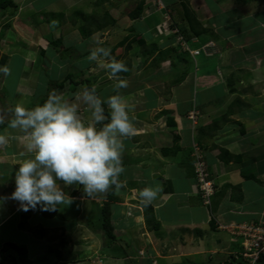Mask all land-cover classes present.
Wrapping results in <instances>:
<instances>
[{"label": "crops", "instance_id": "1", "mask_svg": "<svg viewBox=\"0 0 264 264\" xmlns=\"http://www.w3.org/2000/svg\"><path fill=\"white\" fill-rule=\"evenodd\" d=\"M13 1L18 6L16 13L25 11L26 6ZM53 1L37 0L31 5L36 7L37 2L36 11L42 13L49 10ZM162 1L163 8L154 0L146 2L142 14L132 19L131 26L143 42L161 49L154 52L152 46L143 50L134 45L129 47L131 64L125 62L129 70L120 75L127 81L124 88L115 89L114 81L101 68V72L93 73L95 63L88 59L79 65L80 70L73 77L83 78L78 83L68 81L61 89L53 85L65 76L69 65L64 53L50 45V40L61 37L63 48L73 47L77 54L88 57V47L80 48L86 37H81L77 28L72 36L50 31L44 40L40 38L36 51L22 47L0 51V65L10 68L7 76L0 73V115L7 121L11 116L9 108L17 103L30 108L37 103L36 98L46 99L53 90L70 101L82 86L95 87L102 98L118 91L133 105L130 115L134 117L136 135L122 138L123 184L109 188L116 243L143 246L138 238L140 231L147 235L145 243L153 244L152 240H158L159 235L152 234L162 230L172 244L185 247L178 259L208 263L218 258L216 264H229L220 258L240 249V238L231 233L234 226L264 222V43H260L264 32L255 30L264 21L254 18L264 7L254 5L258 0H212L214 7L211 0H189L200 24L207 28L203 34L189 38L190 48L209 39L215 44L210 48L211 55L192 56L176 48L178 43L172 30L186 27L181 14L183 0ZM162 12L167 13L172 24L162 17ZM162 22L167 27L166 36L156 31ZM252 37L257 41L256 48L252 47ZM166 47L170 51L158 59V51ZM115 51H122V47H116ZM4 99L12 101L11 106ZM105 113L109 114L107 105ZM80 115L82 119L89 118L85 106H81ZM6 121L0 124V135L7 138L5 144H0V195L10 197L20 153L25 152L26 135L9 128ZM193 142L200 145L214 183L209 205L203 204L197 192L191 156ZM61 186L71 203L51 215L32 210L26 221L49 228L51 236L61 232L62 237H67L63 247L70 240L60 252L65 263L77 262L78 256L91 257L87 260L90 264H122L137 258L130 250L120 256L112 253L110 247L114 242L107 245L97 219L94 225L90 221L91 213L99 214L109 189L89 196L82 186H64L62 182ZM145 186L159 189L150 203L160 222L156 229H148L144 223L139 191ZM21 213L15 200L7 199L0 204V261L1 251L4 255H15L12 247L2 248L7 243L24 245L32 264L55 261L59 254L47 250L46 238H37L19 228ZM85 220L89 223H84ZM94 238L100 240L99 247L93 244ZM159 256L164 261L175 259L169 251ZM254 264H264V254Z\"/></svg>", "mask_w": 264, "mask_h": 264}, {"label": "clouds", "instance_id": "2", "mask_svg": "<svg viewBox=\"0 0 264 264\" xmlns=\"http://www.w3.org/2000/svg\"><path fill=\"white\" fill-rule=\"evenodd\" d=\"M87 59L105 71L108 79L114 81L115 89L127 87V81L120 77V73L129 70L127 65L112 57L110 48L102 42L98 41L89 50ZM0 73L7 76L10 68L0 65ZM81 106L88 110L87 120L81 118ZM132 109L133 105L118 91L102 98L95 87L88 86L78 89L71 101L53 90L43 103L30 108L17 103L9 108L11 116L6 121L0 115V124L6 121L9 128L19 129L26 135V143L15 170L14 190L10 197L0 195V204L12 199L22 211L38 207L42 211H56L71 203L61 182L64 186H82L89 196L112 186L121 187L120 177L125 171L122 138L136 135L134 117L130 115ZM6 139L0 135V144H5ZM158 191L145 186L139 191V197L149 204Z\"/></svg>", "mask_w": 264, "mask_h": 264}, {"label": "rangeland", "instance_id": "3", "mask_svg": "<svg viewBox=\"0 0 264 264\" xmlns=\"http://www.w3.org/2000/svg\"><path fill=\"white\" fill-rule=\"evenodd\" d=\"M18 1L20 2L19 5L23 4L24 6H26L25 7L26 9H24L25 11L21 10L20 12L10 16V14H9L10 8L9 7L4 9V10L0 9V51L1 52L3 50H7V49H11V50L16 49L17 47H22L25 50L31 49V52L33 50L36 51L37 47H38L37 44L41 40L40 38L43 37V40H44L47 36H49L50 31L58 30L62 35L66 34V35L72 36V34L73 35L76 34L75 28L78 24H81L83 21L88 23V21H90V19H92L93 16L99 17L105 11H107L115 19V22L113 24H108L107 26H105L99 30L93 31L89 36L86 37V39L84 38V41H82V43L80 44L81 49L86 45V48L88 47L87 50H90L91 48H93L97 45L98 41L102 42L103 46L111 49V47L113 45H115L117 42L123 41V44L119 45L122 47V51H120V52L119 51H115V52L113 51L111 53V55L116 60L122 61L124 63L127 62L129 64H131V60H130V57H128L129 54H128L127 50L129 49V47H132V45L137 46V48L141 49V50L148 48V47L150 48L152 46L151 49L154 52H155V50L161 49V48H156L154 44L147 45L145 42H143V43L141 42L142 37H140L139 34L136 33V30L131 26L132 18L128 15V11L131 10L132 8H134L135 6H137L140 1L143 2L142 8L144 9L146 2H151V0H54L51 4V7L49 8V10H47V12L43 11L42 13L41 12L38 13L36 11L38 8L37 2L34 4L37 8L34 7L33 5H31V3H33L34 1H37V0H16V2H18ZM184 1H186L188 3V6L192 10L194 9L193 6L191 4H189V2H188L189 0L181 1L180 2L181 7H182ZM154 2L157 5V3H156L157 0H154ZM210 3L214 7L212 0ZM162 4H164L163 1H162ZM254 5L257 8L264 7V0H258ZM17 8H18V6H17ZM75 9H78L79 11H81L82 14L80 15V14L72 13V11ZM166 9L168 12L169 11L168 8H166ZM198 9L199 8H197V10ZM56 14H60V15L56 16ZM162 14H163L162 17L164 19H166L167 22H169V19H167L168 18L167 13L162 12ZM181 14L183 16V8H182ZM255 17L257 19L259 18L260 20L263 19L262 21H264V11L263 12H260V11L257 12L254 15V18ZM74 21H75V23H74ZM44 22L49 23V24L53 23L54 26L53 27H46V26H48V24H46ZM184 22L187 25V22L185 19H184ZM252 22H253V24H255L254 19L252 20ZM179 24H181V23L179 22ZM38 25H41V27L39 30H36L35 28ZM162 26H164L163 22L161 24H159L158 30H156L157 34L160 33L163 36H166L167 33H166L165 29L167 27L166 26L162 27ZM255 30L256 31L261 30L264 32V24H263V26L256 27ZM8 33H9V36H5ZM139 39H141V40H139ZM252 39L254 41L252 47L256 48L257 47V45H256L257 41L255 40V37H252ZM205 42H213V41L209 39V40H206ZM260 43L261 44L264 43V40L260 41ZM127 44H129L130 46L126 47ZM173 45H174V43H173ZM199 46H197V47H199ZM214 46H215V44H214ZM214 46H212V47L214 48ZM166 48H168V47H166ZM166 48H164V49H166ZM176 48L179 51H185L180 46H178ZM73 50H76V49H73V47H70V50H67V52L64 54V57L67 58L68 65H69V66H67L66 72H70L71 75L74 77L78 73V71L80 70L79 65L87 62V57L83 53L77 54V52L73 51ZM192 56H194V55H192ZM153 61H154V58H153ZM92 62L95 63L94 61H92ZM95 64H92L96 67L95 70L92 72L98 73L100 71L99 70L100 67H98V65H95ZM101 71H104V70H101ZM104 75H106L105 72H104ZM40 97L36 98L34 101L38 100ZM4 100H6V99H4ZM4 103L6 105L11 106L12 101H9V99H8ZM90 221H91V223H93L94 221L96 223V217H95L94 213L90 214ZM84 223L88 224L89 222H86V220H85ZM93 225H94V223H93ZM97 226L99 227V223ZM49 231H51V230H49ZM143 231H145V230H143ZM56 232L59 233L60 231H56ZM155 232L156 233L152 234V236L155 237V235H159V237H158V240L157 239L152 240L153 244L145 243V241L147 242V240H145L147 235L144 232L141 233L139 231L138 238H139V241L141 243H143V246L137 245L135 247H132V246H129L127 244V242L120 244V243H116L117 241H114V243L110 247L111 248L110 250H112V253H114V254L116 253L119 256H120V254L122 255L123 252L129 251V250H130V253L133 252L132 256H133V254L137 255V258H132L131 261L129 259V261L122 262V264H216L217 261H219L218 258H213V259H210L208 261V263H206V262L196 263L195 260L193 263V262H190V260L178 259L179 258L178 254H183L185 247H182V246L177 245V244H172V241L169 239V237L167 239L165 238L164 232L162 230L161 231L158 230V232L157 231H155ZM49 234H50V232H49ZM61 234L62 233L60 232L59 234H57V236L58 237H59V235L63 236ZM144 236H145V238H144ZM66 238H65V240H66ZM94 239L96 241L93 242V244H95L96 246L98 245V247H99L100 240H97L96 238H94ZM56 241L60 242L59 239H57ZM68 241H70V240H68ZM68 241H66V246H64V249H66V247L68 246ZM36 248L37 247H35V249ZM168 248H169V250H168ZM239 248H240L239 251L238 250H235V251L231 250L230 251L231 253L224 255L226 258L223 256L220 259L221 260L225 259L224 261L227 263L229 262V264H249L248 257L246 259L241 257L242 262L236 261L237 258L240 259L239 254H240V252H242L240 245H239ZM59 249L61 250V247ZM155 249L158 251L157 252L158 254L155 253V251H156ZM62 250H63V248H62ZM166 251L174 253L175 259H171V261H169V259H166V261H164V259H162V257L159 256V254L162 255ZM99 254H100V252L97 253V257L99 256ZM263 254L264 253H261L260 256ZM57 255L58 254L56 253V256ZM43 257L44 258L47 257V254H45V256H43ZM64 257L62 256V254H59L56 257L55 261H51V260L46 261V262L42 261L43 263H38V264H67V263H65ZM69 257L70 256L68 255V258ZM99 257L97 258L98 260H100ZM180 258H182V257H180ZM90 259H91V257L85 258V257H79L78 256L76 259L77 262H71V264H90L87 262V260L89 261ZM258 260L259 259H257L254 263L258 262ZM5 261L8 262V264H11L10 260H5ZM244 261H246V262L244 263ZM17 263H19V262H16V264ZM93 264H104V263H99V262L97 263L96 262Z\"/></svg>", "mask_w": 264, "mask_h": 264}, {"label": "trees", "instance_id": "4", "mask_svg": "<svg viewBox=\"0 0 264 264\" xmlns=\"http://www.w3.org/2000/svg\"><path fill=\"white\" fill-rule=\"evenodd\" d=\"M142 3L143 2L140 1L137 6H135L134 8H132L131 10L128 11V15L132 19L137 18L142 14V11H143V8H142L143 4ZM8 7L10 8V10H9L10 16H12L13 14L16 13L17 4L13 0H0V9L4 10ZM182 8H183V18L186 20L187 25H186V27L176 28L177 31L174 32L175 34H177V33L181 34L183 36V38L188 41L189 38H191L192 36H197V35L203 34L204 32L207 31V28L203 27L200 24V22L197 19L194 11L188 6V3L186 1L183 2ZM72 13L80 14V15L82 14V12L79 11L78 9L73 10ZM57 15H60V14H56V16ZM114 22H115V19L107 11H105L99 17L93 16L92 19H90V21H88V23L83 21L81 24H78L76 26V28L82 37H87L93 31L99 30V29L107 26L108 24H113ZM74 23H75V21H74ZM170 24H172V23H170ZM61 40H62L61 37H58L56 39L50 40L49 44L54 46L58 51H61L65 54L67 52V48L62 47ZM139 40H141V39H139ZM141 42L143 43V39L141 40ZM122 44H123V41H119L115 45H113L110 49L111 53L114 51V49L117 46L122 45ZM129 46L130 45L127 44L126 47H129ZM170 49L166 48V49H163L161 51H158V57L157 58L158 59L163 58L165 56V54H167L170 51ZM127 72H122V73H120V75L124 76L127 74ZM82 79H83L82 77L74 79L73 76L71 75V73L67 72L62 79H60L57 82H54L53 85L55 87H57L58 89H61L65 86V83L68 81L74 82V84H76L79 82V80H82ZM44 100H45L44 97H40L37 100V103H43ZM111 195H112V193H111V190L109 189L107 192V196L103 200V203L99 209V211H100L99 214L95 215L96 219L98 220V222L100 224V228H101L102 234L104 236V242L107 245L112 244L116 240L114 227H113V224L111 222V202H110L112 199ZM210 201H211V196H210L209 203L205 204V205H209ZM141 205H142L143 219H144V223H145L146 227L149 229L158 228L160 226V222L155 217L152 205L150 203L145 204L143 202L141 203ZM36 210L42 212L45 215H51L53 213V211H42L39 209V207ZM30 211H32V210L30 209L28 211H23V213H21L20 221L18 223L19 228L30 231L33 234V236H35L37 238H46L48 241L47 250L50 252L53 251L57 254H60V252L62 251V248L64 249L62 244L65 242V238L62 236L58 237L55 234H53L52 236L49 235L50 229L47 227H43L41 225H29L26 221V218L28 216V212H30ZM56 237L59 238L60 242H57V241L54 242ZM6 246L12 247L15 251V255L14 256L13 255H4V254H2V251H1L0 264H8V262H6L5 260H10L11 264H16V262H19L22 264H32V262L28 259L27 250H26V247L24 245L7 243V244H4L2 248L4 249V247H6ZM60 247H61V250L59 249ZM236 261L242 262V260L238 259V258Z\"/></svg>", "mask_w": 264, "mask_h": 264}, {"label": "built area", "instance_id": "5", "mask_svg": "<svg viewBox=\"0 0 264 264\" xmlns=\"http://www.w3.org/2000/svg\"><path fill=\"white\" fill-rule=\"evenodd\" d=\"M156 3L157 6L159 5L158 7L163 8L162 0H157ZM172 30L175 31V29ZM176 40L178 45L191 55L203 53L208 56L213 52L210 50V47L214 46L213 42H205L199 47L190 48L188 41L181 34H177ZM191 156L197 192L200 194L202 202L208 204L210 196L214 191V184L210 177L202 149L196 142L191 144ZM231 233L240 238L242 250L239 254L240 259L241 257L245 259L248 257L249 264H253L259 258L260 254L264 253V222L256 221L237 224Z\"/></svg>", "mask_w": 264, "mask_h": 264}]
</instances>
